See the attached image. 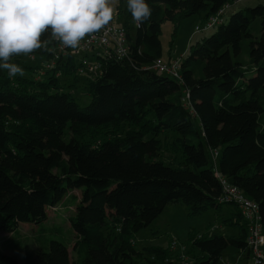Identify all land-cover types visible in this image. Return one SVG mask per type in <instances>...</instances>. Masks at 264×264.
I'll return each instance as SVG.
<instances>
[{
	"label": "trees",
	"instance_id": "1",
	"mask_svg": "<svg viewBox=\"0 0 264 264\" xmlns=\"http://www.w3.org/2000/svg\"><path fill=\"white\" fill-rule=\"evenodd\" d=\"M244 1L149 0L152 16L136 26L119 0L130 53L93 50L86 54L100 65L93 73L81 75V57L60 52L59 42L11 58L25 75L10 79L0 70V235L18 233L21 222L37 224L42 254H27L19 232L13 243L24 262L0 251V264L189 263L184 246L175 254L172 242L135 245V234L172 202L186 203L191 214L223 215L225 205L233 206L220 232L193 235L197 264H219L230 246L251 252L238 205L220 200L224 178L259 204L264 231V2L225 16ZM222 8V22L204 31L217 29L181 60V78L151 68L163 57L166 21L176 28L199 14L206 24ZM77 88L91 96L86 106L74 96ZM166 133L175 135L167 144ZM165 146L181 156L179 165L160 158ZM58 206L74 208L68 218L78 239L74 258L64 226L44 225Z\"/></svg>",
	"mask_w": 264,
	"mask_h": 264
},
{
	"label": "rangeland",
	"instance_id": "2",
	"mask_svg": "<svg viewBox=\"0 0 264 264\" xmlns=\"http://www.w3.org/2000/svg\"><path fill=\"white\" fill-rule=\"evenodd\" d=\"M258 2H264V0H245L239 5H235L230 8L225 14L226 20H229L232 12L245 8L248 5L256 4ZM115 5V11L113 14L112 20L120 23L118 18L117 6L119 0H113ZM124 5L127 6V0H124ZM224 18V15H222ZM200 21V15L195 14L186 17L184 20L178 24L175 28V24L172 21H166L163 24L161 41L163 45V54L165 57L171 55L174 58L180 60L184 59L186 54L189 51V47L197 39H200L202 36L210 35L217 29V26L206 30L193 33L197 22ZM261 21L258 18L253 25V32L259 35L261 33ZM176 30V31H175ZM175 31V32H174ZM193 33V34H192ZM131 48V46H130ZM164 58V57H163ZM168 60L169 58H164ZM64 79V77H61ZM70 90V88H66ZM73 94L76 97L80 106H86L91 101V96L83 91V89L73 90ZM164 142L167 144L174 140L175 137L172 133H166V138ZM177 157H176V156ZM167 164H172L177 166L180 164L182 158L176 151L169 150L168 146H165V149L162 151L160 156ZM218 159L216 158V164ZM73 193L78 196L81 195L80 189H74ZM230 205H225L222 211L216 209H210L202 214H191L188 205L184 202H172L169 203L164 211L154 220L148 227L142 229L141 231L135 234V245L139 250H145L152 246H163L170 248L171 242L173 239H176L181 246H184V251L188 254L187 264H197L195 257L199 255L200 251L197 248L192 247V237L193 235H210L215 232H220L222 227H224L223 218L227 217V208ZM74 209V208H73ZM70 211L63 209L61 206H58L57 209L49 210V219L44 221V225H62L64 226L65 231V240L69 242V250L71 257L74 258L76 254L77 246V237L74 230L71 227V224L68 220ZM39 225L30 223V222H21L19 226L18 233L13 232H2L0 237V251H3L6 254L13 256V259H17L19 262H24L25 255L21 253L13 243V236L21 234L20 239L23 241L25 251L29 255H33L35 259H38L41 256L42 251L40 249L39 243L36 239V233ZM216 229V230H213ZM244 251H240L238 248L230 246L228 247L223 255V258L220 260L219 264H225L229 261L232 264H254L253 256H246ZM173 253H181V247L179 246ZM183 254V252H182Z\"/></svg>",
	"mask_w": 264,
	"mask_h": 264
},
{
	"label": "clouds",
	"instance_id": "3",
	"mask_svg": "<svg viewBox=\"0 0 264 264\" xmlns=\"http://www.w3.org/2000/svg\"><path fill=\"white\" fill-rule=\"evenodd\" d=\"M127 9L137 26L152 16L149 0H127ZM114 11L113 0H0V70H7L10 79L23 77L24 68L11 58L53 42L80 48L85 37L111 21Z\"/></svg>",
	"mask_w": 264,
	"mask_h": 264
},
{
	"label": "built area",
	"instance_id": "4",
	"mask_svg": "<svg viewBox=\"0 0 264 264\" xmlns=\"http://www.w3.org/2000/svg\"><path fill=\"white\" fill-rule=\"evenodd\" d=\"M229 4H226L227 8ZM225 8L220 9L219 13L209 17L206 24L197 26V31H203L211 26L222 22L225 13ZM136 24V22L134 21ZM137 26V24H136ZM59 45V51L66 53L70 50L71 54L81 57V66L79 73L87 74L96 72L100 65L96 61L90 60L86 57V54L97 51L103 56L115 55L119 58L128 56L130 53V40L126 27L122 23H118L115 20L110 21L102 30L93 33L85 37L81 41V46L78 49H66L62 44ZM59 57V53L56 55V59ZM55 64V60L48 62L47 68H52ZM151 68L158 73L167 74L172 77L181 78L180 68L181 60L178 58H169L168 60L163 57H158L152 63ZM218 151H214V157L217 158ZM223 195L221 202L231 201L238 205L241 214L247 223L248 227V246L254 259V264H264V231L261 222V213L259 204L249 196H247L237 186L232 185L224 178H221ZM179 242L175 239L172 241V247L178 248ZM172 249V250H173ZM184 264H187L183 261ZM225 264H232L227 261Z\"/></svg>",
	"mask_w": 264,
	"mask_h": 264
},
{
	"label": "crops",
	"instance_id": "5",
	"mask_svg": "<svg viewBox=\"0 0 264 264\" xmlns=\"http://www.w3.org/2000/svg\"><path fill=\"white\" fill-rule=\"evenodd\" d=\"M203 17H204L203 15L200 16V21L197 22L195 28L193 29V33H195V32H200V31H197V26L203 25V23H202V21H203ZM120 23H121V22H120ZM193 33H192V34H193ZM163 57H164V58H174V57H172L171 55H169L168 57H165L164 54H163ZM232 207H233V206L230 205V207L227 208V212H226L227 217L232 215V214H230ZM223 209H224V208H223ZM242 253H245L244 255H246V256H248V257L252 256L251 252H249L248 250H246V251H244V252H242Z\"/></svg>",
	"mask_w": 264,
	"mask_h": 264
}]
</instances>
